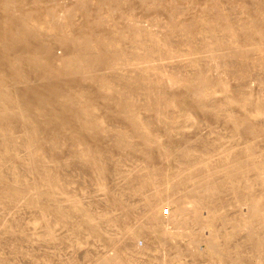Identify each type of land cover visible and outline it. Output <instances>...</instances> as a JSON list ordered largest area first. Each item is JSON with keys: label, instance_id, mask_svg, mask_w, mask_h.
Here are the masks:
<instances>
[{"label": "rangeland", "instance_id": "obj_1", "mask_svg": "<svg viewBox=\"0 0 264 264\" xmlns=\"http://www.w3.org/2000/svg\"><path fill=\"white\" fill-rule=\"evenodd\" d=\"M3 1L0 189L5 183L13 186L19 198L27 196V205L23 199L18 203L0 200V264H264V215L252 225L246 219L264 201L260 197L264 196V169L252 167L264 162V122L261 116L250 118L252 127L241 121L249 119L254 97L262 93L264 98V44L256 39L241 45V38V43L233 41L222 30V24L231 25L244 33L245 24L252 22L250 15L264 7V0ZM72 5L77 12L68 17L69 22L59 27L51 18L48 27L41 25L40 13L55 16L67 9L68 13ZM186 23L191 27L187 34L182 30ZM115 29L124 37H119L117 51L126 57L112 67L107 63L109 56L100 60L102 52L90 47L75 52V45H69L88 34L92 41L101 36L115 39L119 36ZM69 32L71 40L66 39ZM131 33L137 34L135 40ZM253 44L260 46L254 49ZM60 45L74 52L60 50ZM136 52L149 55L148 63ZM241 52L254 53L244 60ZM67 55L70 59L63 66L77 72H63L62 65L58 68L55 57ZM81 55L84 65L79 63ZM140 65H146V70L138 69ZM171 72L179 73L173 90L160 82ZM211 74L226 83L228 93L218 91L214 98L206 93L197 107L198 100L184 80ZM107 83L114 89L103 86ZM158 95L161 100L155 98ZM227 96L228 101L243 105L225 104ZM165 97L174 99L173 107L163 102ZM136 122H145L147 134L138 131ZM124 142L125 149H120L119 143ZM43 152L52 160L46 169L41 165ZM240 160L246 162L244 167L250 166L235 176L226 172ZM196 176L201 178H192ZM48 178L51 181H45ZM198 185L200 193L194 191ZM235 187L245 192L240 201L232 190ZM209 189L214 190L212 195ZM253 238L259 245H254Z\"/></svg>", "mask_w": 264, "mask_h": 264}, {"label": "bare ground", "instance_id": "obj_2", "mask_svg": "<svg viewBox=\"0 0 264 264\" xmlns=\"http://www.w3.org/2000/svg\"><path fill=\"white\" fill-rule=\"evenodd\" d=\"M9 1V0H8ZM7 0H5V1H3V2H8ZM14 1V0H13ZM34 1V0H33ZM256 1V0H255ZM261 1V0H260ZM69 2V1H68ZM118 2H120V0L118 1ZM170 2V1H169ZM176 2V1H175ZM45 3V2H44ZM108 3V2H107ZM118 4V3H117ZM170 4V3H169ZM262 4V3H261ZM263 4H264V2H263ZM1 5V4H0ZM7 5V4H6ZM4 6L3 5V7L2 8H6L7 6ZM10 5V4H9ZM77 5H79V4H77ZM82 5H85V4H82ZM87 5V4H86ZM116 5V4H115ZM253 5V4H252ZM2 6V5H1ZM11 6V5H10ZM80 6V7H79ZM79 6H75L76 7V9L79 11V12H83V9H81L82 7H81V5H79ZM90 6V5H89ZM175 6H177V5H175ZM57 7V6H56ZM55 7V8H56ZM87 7V6H86ZM119 7V6H118ZM168 7V6H167ZM203 7V6H202ZM201 7V8H202ZM212 7H214V6H212ZM218 7V6H217ZM252 7V6H251ZM61 8V7H60ZM72 8L73 9H69V11H68V13H66V11L68 10H66L65 11V13L63 14H58V13H56L55 14V16H52V15H50L49 14V12L48 11H46V13H40L39 14V17H40V19L42 20V23H41V25H43V26H45V25H47V27H48V24H50V22H51V18H55V20L54 21H57V22H55V24H56V26H58L59 24H62L63 23V21H65V22H67L68 21V17L71 15V16H73V13H75V12H77V11H75L76 9L74 8V6L72 5ZM181 8V7H180ZM214 8H216V6L214 7ZM213 8V9H214ZM222 8V7H221ZM45 9V8H44ZM120 9V8H119ZM208 9V8H207ZM213 9H211L213 12H216V10L214 11ZM220 9V8H219ZM219 9L217 10L218 12H220L219 11ZM89 10V9H88ZM259 10V9H258ZM122 11V10H121ZM222 11H223V8H222ZM72 12V13H71ZM81 12V13H82ZM99 12V11H98ZM147 12V11H146ZM201 12H203V11H201ZM175 13V12H174ZM177 13V12H176ZM204 13V12H203ZM224 13V12H223ZM15 13H13V15H14ZM221 14V13H220ZM219 14V15H220ZM87 15V14H86ZM124 15V14H123ZM167 15H168V13H167ZM229 15V14H228ZM29 16V15H28ZM27 16V17H28ZM87 16H89V15H87ZM226 16V15H225ZM224 16V17H225ZM250 16H252V17H250L251 18V20H252V22L250 23L249 22V24H245V28H246V30H245V32L243 33V30H241V34H240V31H239V33L238 32H236V30L231 26V25H223L222 24V30L228 35H230V37L233 39V41H236V42H239V43H241L240 42V38L242 39V41L244 42V43H242L241 45H247L248 43H246V42H249L250 40H256L257 39V41H258V43H260L261 45L262 44H264V7H262V9H260L259 11H257L256 10V13H255V11L254 12H252V14L250 15ZM19 17H21V15L20 16H18L17 18H19ZM24 17V16H23ZM98 17V16H97ZM101 17V16H100ZM103 17V16H102ZM165 17V16H164ZM167 17H170V16H167ZM203 17H205V16H203ZM13 18V17H12ZM119 18V17H118ZM217 18H219V17H217ZM222 18V17H221ZM16 19V18H15ZM123 19V18H122ZM169 19V18H168ZM175 19V18H174ZM182 19H184V18H182ZM223 19H225V18H223ZM222 19V20H223ZM226 19H227V16H226ZM232 19V18H231ZM11 20V19H10ZM13 20H14V18H13ZM18 20V19H17ZM22 20H24V19H22ZM27 20V19H26ZM97 20V19H96ZM95 20V21H96ZM125 20V19H124ZM170 20V19H169ZM208 20V19H207ZM221 20V19H220ZM100 21V20H99ZM136 21V20H135ZM135 21H134V23H135ZM181 21V20H180ZM10 22V21H9ZM24 22V21H23ZM23 22H22V24H23ZM29 22V21H28ZM48 22V23H47ZM69 22V21H68ZM130 22V21H129ZM132 22V21H131ZM244 22V21H243ZM248 22V21H247ZM11 23V22H10ZM25 23V22H24ZM54 23V22H53ZM138 23H140V21L138 22ZM143 23V22H142ZM141 23V24H142ZM163 23V22H162ZM205 23H206V21H205ZM125 24H127V22L125 23ZM130 24V23H129ZM137 24V23H136ZM146 24L147 23H145V25L144 26H146ZM214 24V23H213ZM239 24V23H238ZM10 25V24H9ZM98 25V24H97ZM122 25V24H121ZM171 25V24H170ZM174 25V24H173ZM190 25H192V24H190ZM26 26L27 25H23V27H25L26 28ZM51 26V25H50ZM63 26V25H62ZM68 26V25H67ZM70 26V25H69ZM143 26V27H144ZM147 26H148V24H147ZM150 26H151V24H150ZM183 27H182V30H184V31H186V34H187V32H190L191 31V27L189 28L188 27V24L186 23V24H183L182 25ZM59 27H60V25H59ZM65 27H66V25H65ZM120 27V26H119ZM125 27V26H124ZM142 27V26H141ZM176 27V26H175ZM208 27V26H207ZM221 26H218V28H220ZM18 28V27H17ZM20 28V27H19ZM22 28V27H21ZM24 28V29H25ZM57 28V27H56ZM125 28H127V26L125 27ZM124 28V29H125ZM146 29H147V27H145ZM144 28V29H145ZM165 28V27H164ZM193 28V27H192ZM227 28V29H226ZM10 29H13V28H11L10 27ZM27 29V28H26ZM38 29V28H37ZM51 29V28H50ZM50 29H48V30H50ZM69 29V28H68ZM123 29V28H122ZM134 29V28H133ZM153 29V28H152ZM173 29H174V27H173ZM203 29V28H202ZM209 29L211 30L212 28H210L209 27ZM216 29V28H215ZM226 29V30H225ZM21 30V29H20ZM53 30V29H52ZM57 30H59V28H57ZM140 30V29H139ZM172 30V29H171ZM180 30V29H179ZM8 31V30H7ZM37 31V30H36ZM111 31V30H110ZM123 31V30H122ZM137 31V30H136ZM161 31H163V27H162V30ZM218 31V30H217ZM221 31V30H220ZM113 32V31H112ZM172 32H175V30L173 31L172 30ZM70 34L69 35H66L67 37H66V39H68V38H70V36H72V32H69ZM117 32H116V29H115V34H116ZM119 33V32H118ZM118 33H117V35H118ZM138 33V32H137ZM140 33V32H139ZM150 33V32H149ZM184 33V32H183ZM30 34V33H29ZM123 34V33H122ZM145 34H147V31L145 32ZM144 34V35H145ZM185 34V35H186ZM34 35V34H33ZM62 35H64V34H62ZM114 35V34H113ZM125 35V34H124ZM136 33H131V39H134L135 37H136ZM139 35V34H138ZM160 35V34H159ZM100 36H101V34H100ZM112 36V35H111ZM121 36V37H120ZM217 36V35H216ZM78 37V36H77ZM82 37V38H81ZM78 40H77V38H75L76 39V42L75 43H73L72 41V43H73V45H72V43H70L69 44V42H68V40H67V44H66V47L67 46H69V45H71V47L72 46H74L75 45V47H74V50L76 49V51L75 52H77V51H79L80 49H82V50H85L87 47H90V48H92V49H94V51L96 50V51H99V52H102L101 54L100 53H98V54H100V60L101 61H103V60H105V59H103L102 60V57L104 58V55H107V56H109V59H107V63L108 64H110V67H112V65L114 64V65H116V62L120 59V60H124L125 59V52H118L117 51V44L116 43H119V41H120V39H122V38H124V37H122V35L119 33V36L116 38V36H115V39L114 38H112V40H109V38L110 37H106V36H101V37H95L94 39H93V41H92V38H91V36H89V34H88V36H81ZM119 37H120V39H119ZM157 37V36H156ZM188 37V36H187ZM195 37V36H194ZM223 37V36H222ZM221 37V38H222ZM60 38H62V37H60ZM70 40H71V38H70ZM73 41H74V37H73V39H72ZM135 40V39H134ZM150 40V39H149ZM154 40L155 39H153L152 40V44H154ZM169 40V39H168ZM185 40V39H184ZM187 40H188V38H187ZM186 40V41H187ZM59 41L61 42L62 40H60L59 39ZM63 41H64V39H63ZM66 41V40H65ZM158 41V40H157ZM169 41H171V40H169ZM224 41V40H223ZM25 42V41H24ZM142 42V41H141ZM150 42V41H149ZM2 43V42H1ZM139 43H140V41H139ZM183 43V42H182ZM69 44V45H68ZM145 44V43H144ZM138 45V44H137ZM157 45V44H156ZM61 46V48H60V50L61 49H64L65 50V48H62V45H60ZM80 46H83V48H81ZM133 46V45H132ZM139 46V45H138ZM260 46V45H259ZM258 44H253L252 45V47L254 48V49H258ZM150 47V46H149ZM214 47V46H213ZM14 48H15V46H14ZM36 48V47H35ZM68 48V47H67ZM67 48H66V50H67ZM109 48H111L112 50H111V53H109V52H105L107 49H109ZM134 48V47H133ZM240 48V47H239ZM246 48V47H245ZM248 48V47H247ZM10 49V48H9ZM69 49V48H68ZM71 49V48H70ZM155 49V48H154ZM209 49V48H208ZM216 49V48H215ZM237 49H238V47H237ZM65 50V51H66ZM87 50V49H86ZM177 50V49H176ZM183 50V49H182ZM235 50V49H234ZM263 50V49H262ZM12 51V50H11ZM69 51H71V50H69ZM68 50H67V52H69ZM72 51H73V49H72ZM71 51V52H72ZM136 51V50H135ZM139 51V50H138ZM154 51V50H153ZM221 51V53H222V50H219V52ZM224 51V50H223ZM237 51V50H236ZM243 51H244V48H243ZM261 51V50H260ZM74 52V51H73ZM86 52V51H85ZM112 52H114V53H112ZM128 52V51H127ZM145 52V51H144ZM143 51H142V53H144ZM233 52V51H232ZM62 53H64V52H62ZM61 53V54H62ZM141 53V52H140ZM139 52H136L135 54L137 55V54H140ZM141 53V55L140 56H138L139 57V59L140 60H142L144 63H148V61H149V55H147V56H145L147 53H151V52H145L146 54L144 55V54H142ZM242 53V59H244V60H247V59H249V57L248 56H250V54H253L254 52H241ZM255 53H259V52H255ZM59 54V53H58ZM67 54V53H66ZM66 54H64V55H66ZM70 55H72L71 53H70ZM89 55V54H88ZM127 55H128V53H127ZM135 55V56H136ZM261 55H262V53H261ZM44 56V55H43ZM69 55H67L65 58L64 57H61V56H56L55 57V62L57 63V65H59V67L58 68H60V65H62V69L61 70H63V72H67V71H74L75 69H69V68H65L64 66L66 65V64H64L65 63V61H67L68 59H70V57L67 59V57H68ZM77 57H78V55H76ZM75 56V57H76ZM98 56V55H97ZM102 56V57H101ZM222 56V55H221ZM231 56V55H230ZM238 56V55H237ZM240 56V55H239ZM258 56V55H257ZM263 56V55H262ZM73 57H74V55H73ZM82 57H83V55H81V58H80V60H79V63L81 64H83L84 65V63H83V60H86V59H82ZM87 57V56H86ZM89 57V56H88ZM153 57V56H152ZM189 57H191V56H189ZM254 57H256V56H254ZM192 58V57H191ZM223 58V57H222ZM225 58V57H224ZM227 58H229V57H227ZM235 58V57H234ZM71 59H74V58H71ZM131 59V58H130ZM136 61H138V58L136 57V58H134ZM150 59H151V57H150ZM157 59V58H156ZM262 59H263V57H262ZM39 60V59H38ZM78 60V59H77ZM127 60V59H126ZM134 60V61H135ZM142 61H141V63H142ZM146 61V62H145ZM230 61V60H229ZM240 61V60H239ZM252 61V60H251ZM258 62H259V59L257 60ZM70 62V61H69ZM75 62H77V65H76V63H74L75 65V68H76V66L79 68V67H81V65L79 64L78 65V61H75ZM88 62H90V63H92V61H89L88 60ZM126 62V61H125ZM163 62V61H162ZM161 62V63H162ZM169 62V61H168ZM261 62V61H260ZM72 63V62H71ZM70 63V65H72ZM89 63V64H90ZM96 63V62H95ZM141 63H139V64H141ZM157 63V62H156ZM198 63V62H197ZM228 63V62H227ZM240 63V62H239ZM63 64H64V66H63ZM134 64H135V62H134ZM150 64V63H149ZM149 64H148V66H149ZM164 64H165V62H164ZM246 64V63H245ZM256 64V63H255ZM254 64V65H255ZM47 65V64H46ZM83 65H82V67H83ZM177 65V64H176ZM175 65V66H176ZM257 65V64H256ZM37 66V65H36ZM42 66H44V65H42ZM73 66V65H72ZM71 66V67H72ZM160 66V65H159ZM170 66V65H169ZM172 66V65H171ZM260 66V65H259ZM262 67H263V65H261ZM57 67V66H56ZM156 67H158V66H156ZM173 67V66H172ZM179 67V66H178ZM77 68V69H78ZM145 68H147V66L145 65H140L139 67H138V69H141V70H143V69H145ZM251 68V67H250ZM50 69V68H49ZM80 69V68H79ZM78 69V70H79ZM153 69V68H152ZM204 69V68H203ZM218 69V68H217ZM52 69H50V71H51ZM82 70V69H81ZM80 70V71H81ZM146 70V69H145ZM148 70H150V69H148ZM219 70V69H218ZM76 71V70H75ZM151 71V70H150ZM149 71V72H150ZM185 71V70H184ZM214 71V70H213ZM244 71V70H243ZM262 71V70H261ZM77 72V71H76ZM153 73H154V71H152ZM198 72V71H197ZM212 72V71H211ZM49 73V72H48ZM54 73V72H53ZM141 73H142V71H141ZM140 73V74H141ZM146 73V72H145ZM144 73V74H145ZM199 73V72H198ZM214 73V72H213ZM247 73V72H246ZM65 74V73H64ZM134 74V73H133ZM143 74V73H142ZM149 74H151V73H149ZM179 74V73H178ZM178 74H176V73H169V74H167L168 76L167 77H163L161 80L162 81H160L162 84H163V86H165V89H167V88H171L172 87V89H170V90H173V87H176V83H177V80L179 81V75ZM219 74H220V72H219ZM218 74V75H219ZM223 74V73H222ZM59 75V74H58ZM126 75V74H125ZM128 75V74H127ZM147 75H148V73H147ZM131 76V75H130ZM140 76V75H139ZM213 75L211 74L210 76H208V78L206 79L205 77L203 78H197L195 81H190V80H188V79H186L185 78V86H187V89L189 90V92H190V95H192L195 99H197L198 100V102H196V105H198L197 107H200V103H202L203 101H204V98H206V93H207V95H211V98H214V96L215 95H212V94H215V93H217L218 91L221 93V94H225V93H228V87H227V85H226V83H223L224 81H222V80H220L219 78H218V76L217 75H214V77H212ZM245 76V75H244ZM248 76V75H247ZM110 77V76H109ZM142 77V76H141ZM143 77H145V75L143 76ZM147 77H149V75L147 76ZM191 77V76H190ZM235 77V76H234ZM238 77H240V76H238ZM263 77V76H262ZM183 78V77H182ZM188 78V77H187ZM243 78V77H242ZM246 79V78H245ZM140 80V79H139ZM138 79H137V81H139ZM158 80V79H157ZM237 80V79H236ZM260 80V79H259ZM135 82H133V81H131L133 84L134 83H136V80H134ZM144 81V80H143ZM115 82V81H114ZM140 83H141V80L139 81ZM138 82V83H139ZM157 82V81H156ZM155 82V83H156ZM194 82V83H193ZM110 83V82H109ZM116 83V82H115ZM152 83H154V82H152ZM179 85H180V82L178 83ZM107 86L108 88H109V90H112V89H114V88H112L108 83L107 84H103V86ZM142 85H143V83H142ZM141 85V86H142ZM158 83L156 84V86L158 87ZM102 86V87H103ZM119 86V85H118ZM162 86V87H163ZM245 86V85H244ZM107 87H105V88H107ZM139 87V86H138ZM150 87V86H149ZM130 88V87H129ZM152 88V87H151ZM160 88V87H159ZM242 88V87H241ZM97 89V88H96ZM134 89V88H133ZM157 89V88H156ZM164 89V90H165ZM219 89V90H218ZM129 90V89H128ZM160 90V89H159ZM162 90V89H161ZM160 90V91H161ZM245 90V89H244ZM116 91V90H115ZM118 91V90H117ZM116 91V92H117ZM127 91V90H126ZM247 91V90H246ZM112 92V91H111ZM140 92V91H139ZM150 92H152V91H149V93ZM264 92V91H263ZM119 93H121V92H119ZM147 93V92H146ZM166 93V92H165ZM123 94V93H122ZM121 94V95H122ZM160 94H163L162 92L160 93ZM148 95V94H147ZM166 95H167V93H166ZM261 95H262V93H261ZM261 95H260V97H258V98H260V99H258V98H256V97H254V99H253V101L251 102V104H250V108L252 109L250 112H249V119L247 120V119H244V121L243 120H241L242 121V123H244L245 125L247 124V126H253L252 124V121H254V120H252L251 122L249 121L250 120V118H252V117H255L256 118V116H257V118H258V116H261L262 117V119L260 120V119H258V120H260L261 122H264V98H262L261 97ZM122 96H125L124 94L122 95ZM162 95H158L157 97H155V98H157V99H159V100H161L160 99V97H161ZM217 96V95H216ZM148 97V96H147ZM154 97V96H153ZM153 97H152V99H153ZM169 97H172V96H169ZM188 97H189V95H188ZM209 97V96H208ZM223 98L222 99H224V96H222ZM226 97V96H225ZM173 98V97H172ZM172 98H166L165 97V99L163 100V102L164 103H167V106H170V107H173L172 105H173V100L174 99H172ZM216 98V97H215ZM220 98V97H219ZM217 99V98H216ZM141 100V99H140ZM151 100V99H150ZM149 100V101H150ZM156 100V99H155ZM169 100H171V102H169ZM210 100V99H209ZM214 100V99H213ZM219 100V99H218ZM248 100H252L251 98L250 99H248ZM207 101V100H206ZM151 102V101H150ZM224 102V101H223ZM145 102H143V104H144ZM156 103V102H155ZM158 103V102H157ZM156 103V104H157ZM204 103H206V102H204ZM229 103V105H243V104H240V103H242V102H237V101H234V100H231V99H229V101H228V96H227V99H225V104H228ZM249 103V102H248ZM188 104V103H187ZM155 105V104H154ZM152 106V108H154V107H156V106ZM203 105V104H202ZM246 105V104H245ZM125 106V105H124ZM224 106V105H223ZM122 107H123V105H122ZM129 107H132V106H129ZM128 107V108H129ZM140 107V106H139ZM148 107V106H147ZM146 107V108H147ZM188 107V106H187ZM202 107V106H201ZM213 107V106H212ZM226 107V106H225ZM237 107V106H236ZM150 108V107H149ZM149 108H148V110H149ZM245 108V107H244ZM151 109V108H150ZM206 109V108H205ZM227 109V108H226ZM238 109H239V107H238ZM156 110V109H155ZM157 110H158V108H157ZM199 109H197V111H198ZM208 110V109H207ZM147 111V110H146ZM159 111V110H158ZM164 111V110H163ZM170 111V110H169ZM172 111V110H171ZM202 111H205V110H202ZM244 111V110H243ZM150 112V111H149ZM148 112V113H149ZM166 112V111H165ZM164 112V113H165ZM189 112V111H188ZM209 112V111H208ZM208 112H206V114L208 113ZM245 112V111H244ZM154 113V112H153ZM172 113V112H171ZM192 113V112H191ZM202 113V112H201ZM205 113V112H204ZM167 114V113H166ZM196 114V113H195ZM184 115V114H183ZM243 115V114H242ZM244 115H246V113L244 114ZM22 116V115H21ZM157 116V115H156ZM23 117V116H22ZM136 117V116H135ZM132 118V117H131ZM137 118H139V117H137ZM189 118V117H188ZM256 118V119H257ZM190 119V118H189ZM28 120V119H27ZM91 120V119H90ZM132 120V119H131ZM130 120V121H131ZM139 120H140V118H139ZM192 120V119H191ZM129 121V120H128ZM135 121V120H134ZM259 121V122H260ZM132 122V121H131ZM257 122V121H256ZM256 122H255V124H256ZM261 122H260V124H261ZM137 123V127H138V131H140V132H144V133H146L147 134V129H146V126H145V122L143 123V122H141V123H139V122H136ZM195 124H197V123H195ZM88 127V126H87ZM174 127V126H173ZM260 127V126H259ZM246 128V127H245ZM261 128V127H260ZM247 129V128H246ZM249 130H251V129H249ZM264 130V129H263ZM146 131V132H145ZM255 133H256V131H255ZM6 134V133H5ZM118 134V133H117ZM205 134V133H204ZM75 135V134H74ZM127 135H129V134H127ZM208 135V134H207ZM29 136V135H28ZM139 136V135H138ZM141 136V135H140ZM150 136V135H149ZM260 136V135H259ZM92 137V136H91ZM137 137V136H136ZM144 137V136H143ZM147 137V136H146ZM146 137H144V138H146ZM74 138H77V136L75 135L74 136ZM151 138V137H150ZM78 139V138H77ZM176 139V138H175ZM20 140V139H19ZM117 140V139H116ZM120 140H122L123 141V139H120ZM120 140H118V141H120ZM147 140V142H150V141H148V139H146ZM32 141V140H31ZM84 141V140H83ZM141 141V140H140ZM80 142V141H79ZM85 142V141H84ZM127 142V141H126ZM143 142V141H142ZM145 143V142H143V144H144V146L145 147H150V143ZM152 142V141H151ZM221 142V141H220ZM82 143V142H81ZM80 143V144H81ZM153 143H154V141H153ZM156 143V142H155ZM154 143V144H155ZM118 144V143H117ZM117 144H116V146H117ZM120 144V146H119V148L121 149V147H122V149L124 148L125 149V147H126V145H125V142L124 143H119ZM130 144V143H129ZM83 145V144H82ZM203 145V144H202ZM3 146V145H2ZM16 146V145H15ZM185 146V145H184ZM229 146V145H228ZM31 148V147H30ZM89 148V147H88ZM179 149V148H178ZM13 150V149H12ZM31 150V149H30ZM84 150V149H83ZM90 150V149H89ZM211 150V149H210ZM223 150V149H222ZM87 151V150H86ZM85 151V152H86ZM141 151V150H140ZM241 151V150H240ZM85 152H83V153H85ZM245 152V151H244ZM88 152H86V154H87ZM141 153V152H140ZM143 153V152H142ZM141 153V154H142ZM225 153V152H224ZM42 154V169H46L47 167H46V165H48V164H50L51 165V163H52V160H48V158L47 157H45L44 156V152L43 153H41ZM238 154V153H237ZM260 154V153H259ZM24 155V154H23ZM143 155L147 158V157H149V155H148V153H147V151H145L144 153H143ZM155 155V154H154ZM235 155V154H234ZM194 156V155H193ZM247 156V155H246ZM38 157H39V155H38ZM184 158V157H183ZM232 158V157H231ZM236 158V157H235ZM263 158V157H262ZM37 160H39V159H37ZM193 160V159H192ZM232 160V159H231ZM230 160V161H231ZM242 160V159H241ZM234 161V162H232V164L230 165V167H229V165H228V167H229V169H226V170H229V171H226V172H229V174L231 175V176H235V175H237L238 173H242L243 171V167H244V164L246 163V162H242V161ZM263 160V159H262ZM40 161V160H39ZM87 161H89L90 162V160H87ZM148 161V160H147ZM186 161V160H185ZM247 161V160H246ZM253 161V160H252ZM264 161V160H263ZM206 162V161H205ZM34 163V162H33ZM199 163V162H198ZM202 163V162H201ZM133 164V163H132ZM184 164V163H183ZM185 164H187V163H185ZM251 164V163H250ZM7 165V164H6ZM26 166H27V164H25ZM204 166H206V165H203L202 167H204ZM248 166H250V165H248ZM247 166V167H248ZM46 167V168H45ZM99 167V166H98ZM247 167H244L245 169L247 168ZM253 169H257V168H259L260 170H263L264 169V162H263V164H260V166H254V164H253ZM252 167H249L250 169H252ZM110 168V167H109ZM181 168V167H180ZM213 168V167H212ZM96 169V168H95ZM224 169H225V167H224ZM253 169H252V172H253ZM38 170V169H37ZM119 170V169H118ZM200 170V169H199ZM223 170V169H222ZM40 171V170H39ZM98 171H99V173L101 172V169L100 168H98ZM216 171V170H215ZM248 171H250V170H248ZM247 171V172H248ZM47 173V172H46ZM50 173V172H49ZM59 173H61V172H59ZM51 174H53L52 172H51ZM101 174V173H100ZM196 174V173H195ZM224 174H225V172H224ZM229 174H227V175H229ZM260 174V173H259ZM47 175V174H46ZM58 175V174H57ZM56 175V176H57ZM168 175V174H167ZM171 175V174H170ZM200 175V174H199ZM220 175V174H219ZM50 176V175H49ZM59 176V175H58ZM176 177H178V176H176ZM52 179H57V177H51ZM133 178V177H132ZM156 178V177H155ZM192 178H201V176H196V177H192ZM227 178H228V176H227ZM233 178V177H232ZM208 179V178H207ZM225 179V178H224ZM58 180H59V178H58ZM63 180V179H62ZM156 180V179H155ZM200 181L199 182H197V184H201V179H199ZM45 181H51V179L50 178H48V180H45ZM203 181V180H202ZM206 182L208 181V180H205ZM224 181V180H223ZM204 182V181H203ZM196 183V182H195ZM205 183V182H204ZM50 184H52V183H50ZM209 184V183H208ZM211 184V183H210ZM245 184V183H244ZM57 185V184H56ZM153 186V185H152ZM192 186V185H191ZM13 186H11V185H9V184H7V183H5V187H2L1 189H0V200L1 201H3L2 199H6L7 201H9V202H14V203H18V201L19 200H21V199H23V202L22 203H24V204H26L27 205V203H26V199H25V197H27V196H25V197H22V198H19V196H18V193H16V190L14 191V187L12 188ZM58 187H59V185H58ZM198 188L196 189V190H194V191H196L197 193H200L198 190L199 189H202V187H200L199 188V185L197 186ZM210 187V186H209ZM194 188V187H193ZM37 189V188H36ZM60 189V188H59ZM210 189H213L212 187H210ZM210 189L208 190L209 191V193H210ZM250 189V188H249ZM29 190V189H28ZM43 190V189H42ZM60 190H62V189H60ZM188 190V189H187ZM193 190V189H192ZM233 191H234V194H235V198H237L238 200L239 199H242L241 198V196L242 197H244L245 195H244V193L242 194V193H240V190H239V188H237V187H235V188H233L232 189ZM247 190V189H246ZM254 190V189H253ZM41 191V190H40ZM52 192H53V190H51ZM189 191V190H188ZM214 191V190H213ZM213 191L209 194V195H212V193H213ZM27 192V190L25 191V193ZM29 192V191H28ZM39 192V191H38ZM37 192V193H38ZM193 192V191H192ZM263 192V191H262ZM41 193H42V191H41ZM59 193H61V192H59ZM195 193V192H194ZM250 193V192H249ZM249 193H248V195H249ZM253 193V192H252ZM22 194V193H21ZM26 194H28L29 195V193H26ZM31 194V193H30ZM62 194V193H61ZM199 195V194H198ZM206 195V194H205ZM244 195V196H243ZM252 195V194H251ZM256 195V194H255ZM40 195H38V197H39ZM42 196V195H41ZM46 196V195H45ZM53 196V195H52ZM195 196V195H194ZM193 196V197H194ZM208 196V195H207ZM37 197V198H38ZM50 197V196H49ZM199 197V196H198ZM197 197V198H198ZM260 197H264V196H260ZM29 198V197H28ZM158 198V197H157ZM247 198V197H246ZM246 198H243V199H246ZM252 198H254V197H252ZM40 199V198H39ZM43 199V198H42ZM46 199H47V196H46ZM49 199V198H48ZM60 199V198H59ZM214 199V198H213ZM247 199H249V198H247ZM52 200V199H51ZM198 200V199H197ZM237 200V201H238ZM175 201V200H174ZM202 201H204V200H202ZM210 201H211V199H210ZM209 201V204L211 203ZM240 201V200H239ZM249 201H251V200H249ZM261 201H262V198H261ZM261 201L259 202V203H261ZM206 202H207V200H206ZM234 202V201H233ZM242 202V201H241ZM257 200H255V203L257 204ZM203 203V202H202ZM213 203V202H212ZM217 203V202H216ZM226 203V202H225ZM244 203V202H243ZM21 204V203H20ZM186 204V203H185ZM208 204V205H209ZM250 204V203H249ZM248 204V205H249ZM252 204V203H251ZM60 205V204H59ZM58 205V206H59ZM191 205V204H190ZM205 205V204H204ZM246 205V204H245ZM178 206V205H177ZM206 206V205H205ZM211 206V205H210ZM209 206V207H210ZM252 206H254V205H252ZM209 207H207V208H209ZM234 207V206H233ZM248 207V206H247ZM246 207V208H247ZM179 208V207H178ZM254 211H250L251 212V214L252 215H250V216H247L246 217V219H247V222L248 223H251V225L252 224H255V222H257V220H259L258 218L256 219V217L257 216H261V217H263L262 215H264V201H262V203L260 204V206L258 207H256V206H254ZM184 209V208H183ZM188 209V208H187ZM190 209V208H189ZM250 209V208H249ZM5 210V209H4ZM162 210V209H161ZM211 212H212V210H211ZM146 213V212H145ZM178 213V212H177ZM200 213V212H199ZM176 214V213H175ZM39 215V214H38ZM121 215V214H120ZM246 215V214H245ZM244 215V216H245ZM249 215V214H248ZM256 215V216H255ZM86 217H87V214L85 215ZM196 218V217H195ZM242 218V217H241ZM8 219V218H7ZM241 220H243V219H241ZM213 221V220H212ZM262 222V221H261ZM264 222V221H263ZM250 226V225H249ZM104 227V226H103ZM45 228V227H44ZM227 229V228H226ZM37 230V229H36ZM224 230V229H223ZM243 230V229H242ZM2 231V230H1ZM187 233V232H186ZM207 234V233H206ZM229 235V234H228ZM24 240V239H23ZM253 240V243H254V245H259V242H257V240H255L254 238L252 239ZM211 243V242H210ZM211 245V244H210ZM209 245V246H210ZM213 245V244H212ZM212 247V246H211ZM261 247V246H260ZM259 248V247H258ZM260 249V248H259ZM263 249H264V247H263ZM264 251V250H263ZM261 253V252H260ZM147 254V253H146ZM262 254V253H261ZM8 255V254H7ZM130 255V254H129ZM260 255V254H259ZM262 256V255H261ZM256 257V256H255ZM10 259V258H9ZM103 259V258H102ZM113 259V258H112ZM259 259H260V257H259ZM261 260H262V258H261ZM188 261V260H187ZM22 262V261H21ZM110 262V261H109ZM101 263V262H100Z\"/></svg>", "mask_w": 264, "mask_h": 264}]
</instances>
